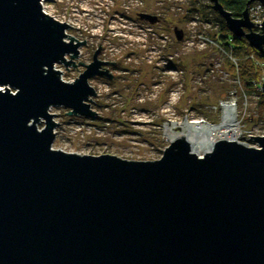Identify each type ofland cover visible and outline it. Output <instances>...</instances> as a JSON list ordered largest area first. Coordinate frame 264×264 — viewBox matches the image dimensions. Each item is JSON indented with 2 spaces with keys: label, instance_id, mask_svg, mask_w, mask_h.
<instances>
[{
  "label": "water",
  "instance_id": "obj_1",
  "mask_svg": "<svg viewBox=\"0 0 264 264\" xmlns=\"http://www.w3.org/2000/svg\"><path fill=\"white\" fill-rule=\"evenodd\" d=\"M251 1L233 17L209 0L262 52ZM39 2L0 0V264H264V134L248 135L255 147L217 139L201 156L178 137L146 161L51 148L47 108L94 117L88 77L111 74L98 44L73 81L60 79L53 65L74 66L84 40H64L69 25Z\"/></svg>",
  "mask_w": 264,
  "mask_h": 264
},
{
  "label": "rangeland",
  "instance_id": "obj_2",
  "mask_svg": "<svg viewBox=\"0 0 264 264\" xmlns=\"http://www.w3.org/2000/svg\"><path fill=\"white\" fill-rule=\"evenodd\" d=\"M41 4L43 12L71 26L65 28L64 40L70 36L84 40L72 59L74 66L53 65L60 79L73 81L98 44L97 58L108 61L103 66L112 73L110 79L88 77L95 94L86 100L96 112L94 117L64 113L67 108L61 105L47 108L58 123L51 148L155 160L170 142L163 130L167 122H219V101L229 97L240 126L237 140L256 146L248 135L264 133V122L256 115L257 95L242 88L238 72L216 48L212 38L219 31V18L209 0H42ZM35 124L43 127L42 118Z\"/></svg>",
  "mask_w": 264,
  "mask_h": 264
},
{
  "label": "trees",
  "instance_id": "obj_3",
  "mask_svg": "<svg viewBox=\"0 0 264 264\" xmlns=\"http://www.w3.org/2000/svg\"><path fill=\"white\" fill-rule=\"evenodd\" d=\"M225 10H228L233 17H238L246 8L248 0H218ZM252 2V1H251ZM211 7V5H210ZM216 15L217 12L213 10ZM219 18V31L212 38L225 51H231L237 59V69L239 82L242 88L247 92H253L257 95L256 115L264 122V91L257 90L256 86L259 83L261 76L264 75V47L262 52L249 47L246 39L243 37L236 38L226 29L223 19ZM252 54V58H248ZM232 65V64H231Z\"/></svg>",
  "mask_w": 264,
  "mask_h": 264
},
{
  "label": "bare ground",
  "instance_id": "obj_4",
  "mask_svg": "<svg viewBox=\"0 0 264 264\" xmlns=\"http://www.w3.org/2000/svg\"><path fill=\"white\" fill-rule=\"evenodd\" d=\"M219 122L207 123L202 120L169 121L164 125V134L168 140L181 138L196 156L211 151L217 139L237 140L240 126L237 125L232 106H224Z\"/></svg>",
  "mask_w": 264,
  "mask_h": 264
},
{
  "label": "built area",
  "instance_id": "obj_5",
  "mask_svg": "<svg viewBox=\"0 0 264 264\" xmlns=\"http://www.w3.org/2000/svg\"><path fill=\"white\" fill-rule=\"evenodd\" d=\"M41 1L40 0V4H41ZM42 5V4H41ZM247 12H248V17L250 19L252 23V28L256 31V32H259L261 31V27L260 25L256 24V23H260L261 20H264V2H263V5L261 2L257 1V0H254L252 2L249 3L248 5V8H247ZM260 33V32H259ZM216 45V48L219 49V51H221L225 56H226V59L228 61H230V63L234 66V71H236L237 69V59L234 57V55L231 53V51H225L223 48H221L219 45L215 44ZM252 54L248 56V58H252ZM264 82V75L261 76L260 78V81L259 83H257V86H256V89L257 90H261V85L262 83ZM264 91V90H263ZM262 91V92H263ZM13 92V91H11ZM233 100H230V97L228 99H220L219 101V104L221 106V113L223 111V107L224 106H232V110H233V114L234 116L236 117V122L237 121V116L235 115V105H233ZM221 115V114H220ZM264 134V133H263ZM257 146V144H256Z\"/></svg>",
  "mask_w": 264,
  "mask_h": 264
},
{
  "label": "flooded vegetation",
  "instance_id": "obj_6",
  "mask_svg": "<svg viewBox=\"0 0 264 264\" xmlns=\"http://www.w3.org/2000/svg\"><path fill=\"white\" fill-rule=\"evenodd\" d=\"M96 56H97V55H96ZM103 65H104V61H103V64H101V65H100V67H101L102 69H105V70H107V71H108V73H109V74H111V75H110V77H107V78H109V79H110V78H112V77H111V76H112V73H111V72H109L108 68H107V67H104ZM102 76H103V75H102ZM105 77H106V76H105Z\"/></svg>",
  "mask_w": 264,
  "mask_h": 264
}]
</instances>
